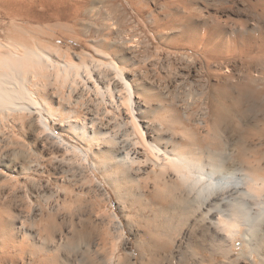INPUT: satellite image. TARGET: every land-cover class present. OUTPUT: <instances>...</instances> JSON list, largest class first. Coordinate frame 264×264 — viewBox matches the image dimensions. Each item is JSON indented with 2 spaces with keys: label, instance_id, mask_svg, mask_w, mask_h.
<instances>
[{
  "label": "bare ground",
  "instance_id": "bare-ground-1",
  "mask_svg": "<svg viewBox=\"0 0 264 264\" xmlns=\"http://www.w3.org/2000/svg\"><path fill=\"white\" fill-rule=\"evenodd\" d=\"M236 1L0 0V264H264V0Z\"/></svg>",
  "mask_w": 264,
  "mask_h": 264
},
{
  "label": "rangeland",
  "instance_id": "rangeland-1",
  "mask_svg": "<svg viewBox=\"0 0 264 264\" xmlns=\"http://www.w3.org/2000/svg\"><path fill=\"white\" fill-rule=\"evenodd\" d=\"M202 1H204L203 3H205V6L207 7L206 10L213 13L215 17H218L221 20L222 25L228 26V27L230 26V28H240V25H238V24H241V21L243 19V17H242L243 9H242V7L240 8V6L238 5V1H236V0L232 1L231 0L230 3H228L227 5L222 0H220V1L219 0H211V1L209 0L210 2L208 0H202ZM224 6H226V7H224ZM223 11H224V13H223ZM213 14H211L208 17V19H210V21H212V20L216 21V19H214V18L211 19L212 17H214ZM226 16H228V17L226 18ZM263 100H264V98L259 101L260 104L258 105V109H257V105L252 107V111H253L252 115L253 116L256 115L258 117L261 113L262 115H260V116L264 117V115H263L264 114V110H263L264 109V105H263L264 101ZM259 102H257V103H259ZM261 107L263 109H261ZM256 111H258L259 114ZM260 116H259V118H261ZM257 117H256V119H257ZM262 145H258L257 147H258V149L260 148L259 150L262 153H264V148H262V147H264V142ZM102 210H103L104 214L108 216V219L110 218V215H111L110 225L108 226L109 231L111 233V236H110L111 238H143V237L146 238L145 233H141V234H139L140 235L139 236V235H135L134 233L131 232V229L128 226V222L129 221L132 222V219H134L133 213L130 212L127 215L123 214L121 212L118 204H117V198L113 194H112V199L110 202H107V204L105 202L102 203ZM84 213H85V211L83 212V214ZM115 215H117V218ZM100 228H102V227H100ZM137 228L140 229L139 226Z\"/></svg>",
  "mask_w": 264,
  "mask_h": 264
}]
</instances>
